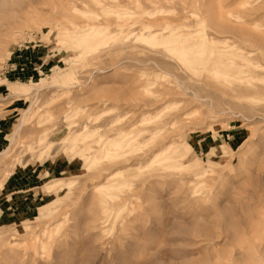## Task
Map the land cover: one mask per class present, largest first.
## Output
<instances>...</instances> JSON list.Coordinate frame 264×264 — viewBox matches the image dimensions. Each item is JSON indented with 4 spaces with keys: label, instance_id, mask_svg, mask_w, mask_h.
<instances>
[{
    "label": "rangeland",
    "instance_id": "obj_1",
    "mask_svg": "<svg viewBox=\"0 0 264 264\" xmlns=\"http://www.w3.org/2000/svg\"><path fill=\"white\" fill-rule=\"evenodd\" d=\"M0 264H264V0H0Z\"/></svg>",
    "mask_w": 264,
    "mask_h": 264
},
{
    "label": "crops",
    "instance_id": "obj_2",
    "mask_svg": "<svg viewBox=\"0 0 264 264\" xmlns=\"http://www.w3.org/2000/svg\"><path fill=\"white\" fill-rule=\"evenodd\" d=\"M226 138H230V134H227V137ZM18 194V193H17ZM18 197V196H17ZM27 201H30V203H33V198L32 197H28L27 200H25L26 203H28ZM25 203V204H26Z\"/></svg>",
    "mask_w": 264,
    "mask_h": 264
}]
</instances>
